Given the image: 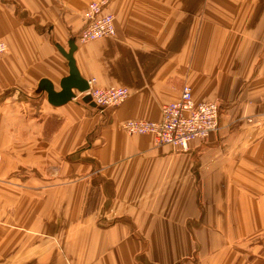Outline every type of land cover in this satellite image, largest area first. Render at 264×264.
Instances as JSON below:
<instances>
[{
	"label": "crops",
	"instance_id": "crops-1",
	"mask_svg": "<svg viewBox=\"0 0 264 264\" xmlns=\"http://www.w3.org/2000/svg\"><path fill=\"white\" fill-rule=\"evenodd\" d=\"M90 1L0 0V264H264V0H108L115 36L80 44ZM71 40L122 105L49 104ZM183 86L219 103L208 140L124 132Z\"/></svg>",
	"mask_w": 264,
	"mask_h": 264
},
{
	"label": "built area",
	"instance_id": "built-area-1",
	"mask_svg": "<svg viewBox=\"0 0 264 264\" xmlns=\"http://www.w3.org/2000/svg\"><path fill=\"white\" fill-rule=\"evenodd\" d=\"M108 0L89 2L82 26L76 35L80 44L115 36L114 16L107 11ZM6 45L0 42V56L6 52ZM88 89L76 93L74 102H81L89 96L99 110L122 105L129 96L125 87L101 88L95 79L88 80ZM219 103L195 102L191 89L183 86L178 100L161 107L159 121L126 120L122 129L129 136L152 135L155 145L170 146L177 152H188L194 142H204L218 130Z\"/></svg>",
	"mask_w": 264,
	"mask_h": 264
},
{
	"label": "water",
	"instance_id": "water-1",
	"mask_svg": "<svg viewBox=\"0 0 264 264\" xmlns=\"http://www.w3.org/2000/svg\"><path fill=\"white\" fill-rule=\"evenodd\" d=\"M55 47L67 62L68 75L61 79L59 92H55L52 84L46 79H42L40 81L39 89L46 92L47 101L49 104L57 107L72 101L76 97V93H84L88 89V83L80 76L75 65L73 53L76 49V46L74 40H71L68 43L67 51L57 44ZM81 102L92 108H96V105L91 102L89 96L87 95L81 98Z\"/></svg>",
	"mask_w": 264,
	"mask_h": 264
},
{
	"label": "trees",
	"instance_id": "trees-1",
	"mask_svg": "<svg viewBox=\"0 0 264 264\" xmlns=\"http://www.w3.org/2000/svg\"><path fill=\"white\" fill-rule=\"evenodd\" d=\"M98 188L95 183L91 184L90 191L86 195V203L83 208V215L89 214L98 207Z\"/></svg>",
	"mask_w": 264,
	"mask_h": 264
},
{
	"label": "rangeland",
	"instance_id": "rangeland-1",
	"mask_svg": "<svg viewBox=\"0 0 264 264\" xmlns=\"http://www.w3.org/2000/svg\"><path fill=\"white\" fill-rule=\"evenodd\" d=\"M90 2H91V1H90ZM107 5H108V4H107ZM106 9H107V8H106ZM252 119H253V118H252ZM250 122H251V121H250ZM96 209H97V208H96ZM96 211H97V210H96ZM96 211H95V212H96ZM99 224H101V225H102V222H101V221H99ZM102 226H104V225H102Z\"/></svg>",
	"mask_w": 264,
	"mask_h": 264
}]
</instances>
